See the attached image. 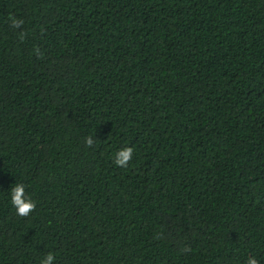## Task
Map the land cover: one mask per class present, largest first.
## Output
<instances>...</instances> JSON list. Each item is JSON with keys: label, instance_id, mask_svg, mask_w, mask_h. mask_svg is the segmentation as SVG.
Here are the masks:
<instances>
[{"label": "trees", "instance_id": "1", "mask_svg": "<svg viewBox=\"0 0 264 264\" xmlns=\"http://www.w3.org/2000/svg\"><path fill=\"white\" fill-rule=\"evenodd\" d=\"M48 253L264 264V0H0V264Z\"/></svg>", "mask_w": 264, "mask_h": 264}, {"label": "clouds", "instance_id": "2", "mask_svg": "<svg viewBox=\"0 0 264 264\" xmlns=\"http://www.w3.org/2000/svg\"><path fill=\"white\" fill-rule=\"evenodd\" d=\"M12 26L15 28H20L24 21L22 19H17L11 17ZM26 33H20V39L25 38ZM39 52V49H37ZM94 144V140L91 136L86 138V145L91 147ZM134 148L125 147L117 151L115 155L114 163L119 167H128L129 162L133 159ZM11 203L16 208L18 216L28 217L36 209V202L31 199L29 195H26L25 185L22 183L16 184L15 187L11 188ZM55 256L51 253H48L46 257L42 260L41 264H54ZM247 264H259V261L255 257H250L247 260Z\"/></svg>", "mask_w": 264, "mask_h": 264}]
</instances>
